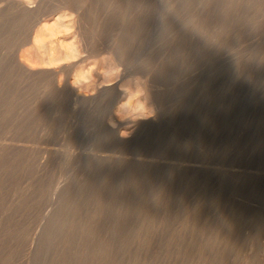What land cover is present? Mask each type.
Returning a JSON list of instances; mask_svg holds the SVG:
<instances>
[{"label": "rangeland", "instance_id": "1", "mask_svg": "<svg viewBox=\"0 0 264 264\" xmlns=\"http://www.w3.org/2000/svg\"><path fill=\"white\" fill-rule=\"evenodd\" d=\"M23 2L0 0V264H264V0Z\"/></svg>", "mask_w": 264, "mask_h": 264}, {"label": "bare ground", "instance_id": "2", "mask_svg": "<svg viewBox=\"0 0 264 264\" xmlns=\"http://www.w3.org/2000/svg\"><path fill=\"white\" fill-rule=\"evenodd\" d=\"M5 1H6V2H12L13 4H15V5L17 6V8L25 7L26 4H27V3L25 4V3L23 2V0H22V1H20V0H19V1H18V0H5ZM61 1H62V0H61ZM66 1H67V0H66ZM83 1H84V0H83ZM48 2H49V1H48ZM70 4H71V3H70ZM73 7H74V6H73ZM68 8H69V7H68ZM1 9H2V8H1ZM13 10H14V9H13ZM23 10H24V8H23ZM25 10H26V9H25ZM59 10H60V9H59ZM48 11H49V10H48ZM24 12H26V11H24ZM49 12H50V11H49ZM74 14L76 15V13H74ZM146 14H147V13H146ZM57 18H58V17H57ZM63 18H64V17H63ZM80 18H81V16H80ZM1 19H2V18H1ZM71 19H72V18H71ZM74 19L76 20V18H74ZM54 20H55V19H54ZM58 20H59V19H58ZM58 20H56V21H58ZM72 20H73V19H72ZM59 21H61V23H62V19H60ZM139 21H140V20H139ZM30 22H31V21H30ZM63 22H64V19H63ZM70 22H71V21H70ZM54 23H55V22H54ZM57 23H58V22H57ZM76 23H77V22H76ZM43 24H44V23H43ZM52 24H53V23H52ZM66 24H69V22L66 23ZM57 25H58V24H57ZM94 25H95V24H94ZM52 26H53V25H52ZM54 26H55V25H54ZM54 26H53V27H54ZM59 26H60V25H59ZM59 26H58V27H59ZM71 26H72V25H71ZM21 27H22V26H21ZM26 27H27V26H26ZM43 28H44V27H43ZM46 28H47V27H46ZM56 28H57V27H56ZM40 29H41V28H40ZM40 29H39V30H40ZM51 29H52V28H51ZM68 29H69V28H68ZM42 30H43V29H42ZM48 30H49V29H48ZM52 30H53V29H52ZM58 30H59V29H58ZM60 30H61V29H60ZM64 30H65V29H64ZM70 30H71V29H70ZM49 31H50V30H49ZM55 31H56V30H55ZM66 31H67V30H66ZM94 31H95V30H94ZM3 32H4V31H3ZM44 32H45V31H44ZM40 33L42 34V32H40ZM55 33H57V32H55ZM68 33H69V32H68ZM38 34H39V33H38ZM52 34H53V33H52ZM60 34H61V33H60ZM60 34H59V35H60ZM74 35H75V34H74ZM37 36H38V35H36V37H37ZM51 36H52V35H51ZM13 37H14V36H13ZM36 37H35V38H36ZM46 37H47V36H46ZM33 38H34V37H33ZM33 38H32V39H33ZM37 38H38V37H37ZM37 38H36V41H35V42H39V41H37V40H38ZM39 38H40V35H39ZM43 38H44V37H43ZM48 38H50V37H48ZM77 38H79V37H77ZM41 39H42V38H41ZM64 39H65V38H64ZM81 39H82V37H81ZM48 40H49V39H48ZM75 40H77V39L75 38ZM75 40H74V41H75ZM18 41H19V40H18ZM32 41H33V40H32ZM42 41H43V40H42ZM42 41H41V42H42ZM49 41H50V40H49ZM61 41H63V40H61ZM78 41H79V40H78ZM81 41H83V40H81ZM67 42H68V41H67ZM69 42H70V41H69ZM45 43H46V42H45ZM45 43H43V44H45ZM53 43H54V42H53ZM59 43H61V42H59ZM63 43H64V42H63ZM81 43H82V42H81ZM41 44H42V43H41ZM43 44H42V48H43ZM51 44H52V43H51ZM55 44H56V43H55ZM69 44H70V43H69ZM74 44H75V42H74ZM35 45H37V44L35 43ZM38 45H39V44H38ZM49 45H50V44H49ZM49 45H48V43H47V46H49ZM65 46H67V45H65ZM70 46H72V45H70ZM74 46H75V45H74ZM29 47H30V46H29ZM40 47H41V46H40ZM49 47H51V46H49ZM49 47H48V48H47V47H46V48L44 47V48H45L44 50H47V51H45V53H46V52L48 53V54L46 53V54H47L46 57L48 58V61L53 62L54 60H55V61L58 60V58H59V56H60V51H61V50H60L59 52H57V53H59V56H58L57 54H54L53 49H52V48H49ZM57 47H58V46H57ZM68 47H69V46H68ZM80 47H81V46H80ZM30 48H31V47H30ZM30 48H28V50H29ZM32 48H34V46H33ZM37 48H38V47H36V50H38ZM42 48H41V50L43 51ZM72 48H73V47H72ZM81 48H82V47H81ZM34 49H35V48H34ZM34 49H32V50H34ZM68 49H69V48H68ZM77 49H78V48H77ZM24 50H25V49H24ZM30 50H31V49H30ZM30 50H29V53H31ZM41 50L39 49V51H41ZM56 50H57V49H56ZM56 50H55V51H56ZM74 50H76V49H69V50H67V51H65V49H64V50H63L64 53L61 52L62 55H63V56H60V57H61V60H62V58H64V57H65L66 60H68V58L72 57L74 54H78V53H75ZM175 50H176V49H175ZM21 51H22V50H21ZM39 51H37V52L39 53ZM76 51H77V50H76ZM2 52H3V51H2ZM25 52H26V51H25ZM33 52H34V51H32V53H33ZM43 52H44V51H43ZM98 52H99V51H98ZM176 52H177V50H176ZM20 53H21V52H20ZM32 53H31V54H32ZM40 54H41V52H40ZM80 54H81V53L78 54V55H79L78 57H80ZM20 55H21V54H20ZM26 55H27V54H26ZM34 55L36 56L37 53L34 54ZM34 55H33V56H34ZM44 55H45V54H44ZM55 55H57L58 58H57ZM116 55H117V54H116ZM126 55H127V54H126ZM22 56H23V55H21V57H22ZM83 56H84V55H83ZM29 57H30V56H29ZM40 57H42V56H39V58H40ZM46 57H44V58L47 59ZM108 57H109V56H108ZM108 57H107V58H108ZM39 58H38V59H39ZM123 58H124V57H123ZM36 59H37V58H36ZM42 59H43V58H42ZM70 59L72 60L73 58H70ZM70 59H69V60H70ZM33 60H34V59H33ZM25 61H26V60H25ZM40 61H41V60H40ZM43 61H44V60H43ZM48 61H47V62H48ZM107 61H108V60H107ZM6 62H7V61H6ZM9 62H10V61H9ZM50 62H49V63H50ZM113 62H114V60H113ZM163 62H164V61H163ZM35 63H36V62H35ZM110 63H111V62H110ZM46 64H47V63H46ZM58 64H59V63H58ZM149 64H150V63H149ZM50 65H51V64H50ZM109 65H110V64H108V66H109ZM112 65H113V64H112ZM42 66H43V65H42ZM64 66H65V65H64ZM145 66H146V65H145ZM148 66H149V65H148ZM29 67H30V66H29ZM37 67H38V66H37ZM40 67H41V66H40ZM110 67H112V66H110ZM42 68H43V67H42ZM67 68H68V67H67ZM34 69H35V67H34ZM109 69H110V68H109ZM113 69H114V68H113ZM63 71H64V70H63ZM109 72H110V71H109ZM84 73H85V72H84ZM136 73H138V72H136ZM85 74H86V73H85ZM104 75H105V74H104ZM109 75H110V74H109ZM86 76H87V75H86ZM68 77H69V76H68ZM68 77H67V78H68ZM80 77H81V76H80ZM106 77H107V76H106ZM62 80H63V79H62ZM82 81H83V80H82ZM44 83H45V82H44ZM76 83H77V82H76ZM90 83H91V82H90ZM51 84H52V83H51ZM79 84H80V83H79ZM76 85H77V84H76ZM85 85H86V84H85ZM49 86H50V85H49ZM72 86H73V85H72ZM38 87H39V86H38ZM94 87H95V86H94ZM5 88H6V87H5ZM31 88H32V87H31ZM87 88H88V87H87ZM87 88H86V89H87ZM32 90H33V89H32ZM45 90H46V89H45ZM56 90H57V89H56ZM94 90H95V89H94ZM8 91H9V90H8ZM36 91H37V90H36ZM81 91H82V90H81ZM25 92H26V91H25ZM34 92H35V91H34ZM56 92H57V91H56ZM150 92H151V91H150ZM28 93H29V92H28ZM58 93H59V92H58ZM80 93H81V92H80ZM84 93H85V92H84ZM87 93H88V92H87ZM11 95H12V94H11ZM86 95H87V94H86ZM82 96H83V95H82ZM149 96H150V95H149ZM145 97H146V96H145ZM144 100H145V99H144ZM149 100H150V99H149ZM11 101H12V100H11ZM145 101H146V100H145ZM147 101H148V100H147ZM13 102H14V101H13ZM33 103H34V102H33ZM15 104H16V103H15ZM150 104H151V103H150ZM137 105H138V104H137ZM133 106H134V105H133ZM148 106H149V105H148ZM148 106H147V107H148ZM137 107H138V106H137ZM149 107H152V106H149ZM132 109H133V108H132ZM143 109H145V108H143ZM126 110H127V109H126ZM138 110H139V109H138ZM29 111H30V110H29ZM141 111H142V110H141ZM147 111H148V110H147ZM149 111H150V109H149ZM134 112H135V111H134ZM140 113H141V112H140ZM142 113H143V111H142ZM142 113H141V114H142ZM13 114H14V113H13ZM141 114H140V116H142ZM144 114H145V112H144ZM127 115H128V114H127ZM135 117H136V116H135ZM143 117H144V116H143ZM34 118H35V117H34ZM150 118H151V117H150ZM150 121H151V120H150ZM141 122H142V121H141ZM113 126H114V124H113ZM142 134H143V133H142ZM127 137H128V136H127ZM190 165H191V164H190ZM252 179H253V178H252ZM249 189H250V188H249ZM254 195H255V194H254ZM257 196H258V195H257ZM252 199H253V198H252ZM238 205H239V204H238ZM258 205H259V204H258ZM259 210H260V209H259ZM251 212H252V211H251ZM243 213H244V212H243ZM246 224H247V223H246ZM253 226H254V225H253ZM259 227H260V226H259ZM254 229H255V228H254ZM260 229H261V228H260ZM233 232H234V231H233ZM257 241H258V240H257ZM260 242H261V241H260ZM221 243H222V242H221ZM213 245H214V244H213ZM180 247H181V246H180ZM258 247H259V246H258ZM214 251H215V250H214ZM193 252H194V251H193ZM181 253H182V252H181ZM214 253H215V252H214ZM196 254H197V253H196ZM222 254H223V253H222ZM221 256H222V255H221ZM167 257H168V256H167ZM219 258H220V257H219ZM222 258H223V257H222ZM184 259H185V258H184ZM206 259H207V258H206ZM225 260H226V259H225ZM235 262H236V261H235ZM237 263H238V262H237ZM244 263H245V262H244Z\"/></svg>", "mask_w": 264, "mask_h": 264}]
</instances>
